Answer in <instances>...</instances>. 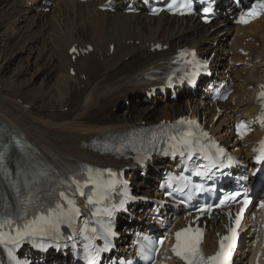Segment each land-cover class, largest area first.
Segmentation results:
<instances>
[{
  "label": "bare ground",
  "instance_id": "1",
  "mask_svg": "<svg viewBox=\"0 0 264 264\" xmlns=\"http://www.w3.org/2000/svg\"><path fill=\"white\" fill-rule=\"evenodd\" d=\"M107 1L0 0V144L22 143L23 158L32 165L13 166L20 180L86 162L128 166L136 194L156 196L154 180L170 163L157 158L141 177L131 163L95 148L131 128L183 115L202 119L231 149L240 146L235 152L253 166L251 146L261 132L254 131L239 142L232 136L231 124L242 117H255L259 110L264 16L243 27L221 10L217 19L204 25L193 17L126 13L125 0H112L113 12L103 10ZM47 6L49 12L44 11ZM90 45L93 49L87 52ZM73 47L77 49L75 59L70 54ZM184 47L209 58L216 73L213 77L231 84L233 91L219 104L220 110L208 103V94L200 87L180 90L177 100L170 92L148 95L163 83L160 77L166 66ZM13 64L15 69H11ZM217 114L220 118L215 122ZM14 153L16 149L11 156ZM253 171L254 167L249 173ZM140 208L144 206L134 209L137 217L128 227L144 226ZM184 224L180 219L179 225ZM207 228L205 247L213 252L224 227L215 217L208 220ZM240 256L250 262L253 250L242 251Z\"/></svg>",
  "mask_w": 264,
  "mask_h": 264
},
{
  "label": "snow or ice",
  "instance_id": "2",
  "mask_svg": "<svg viewBox=\"0 0 264 264\" xmlns=\"http://www.w3.org/2000/svg\"><path fill=\"white\" fill-rule=\"evenodd\" d=\"M241 22H246V21H244L243 18H241ZM193 56H195V53H193ZM261 95L264 96V93H261ZM257 158L264 159V144H262L261 155ZM244 203L246 205L247 200H245ZM242 212H243V208L241 209V213ZM41 219L43 220L47 218L41 217ZM239 220H240V215L238 214L236 218L237 225L239 224ZM181 235L182 233H177V244L175 247V251L178 256H181L184 260L187 261V264H228L230 249L234 246L232 242L235 239V229L232 230L231 236H226L222 238L220 242V250L216 253V255L212 257H208L206 259L202 256L199 248L197 247L199 243V236L195 237V239L193 240H186L182 244L180 239ZM225 241L229 242L227 246L225 244Z\"/></svg>",
  "mask_w": 264,
  "mask_h": 264
},
{
  "label": "rangeland",
  "instance_id": "3",
  "mask_svg": "<svg viewBox=\"0 0 264 264\" xmlns=\"http://www.w3.org/2000/svg\"><path fill=\"white\" fill-rule=\"evenodd\" d=\"M24 5H25V3H24ZM46 38H48V35H46ZM12 66H14V67H12L11 69H15L17 65L15 66V64H13ZM66 110H68V108H66Z\"/></svg>",
  "mask_w": 264,
  "mask_h": 264
}]
</instances>
